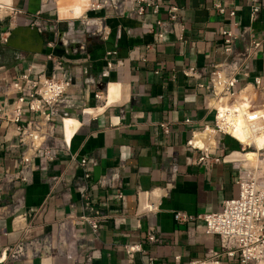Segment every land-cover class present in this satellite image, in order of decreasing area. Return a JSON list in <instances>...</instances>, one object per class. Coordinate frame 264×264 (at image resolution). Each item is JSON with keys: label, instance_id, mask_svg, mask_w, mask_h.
I'll list each match as a JSON object with an SVG mask.
<instances>
[{"label": "crops", "instance_id": "crops-1", "mask_svg": "<svg viewBox=\"0 0 264 264\" xmlns=\"http://www.w3.org/2000/svg\"><path fill=\"white\" fill-rule=\"evenodd\" d=\"M167 1L181 7L183 38L168 33L149 51L144 45L153 43L152 37L143 33L135 18L106 20L110 31L105 41L91 47V68L103 71L104 52L117 50L124 65L105 77L119 85L115 101L65 136L68 140L74 132L69 151L58 150L43 167H31L26 181L16 177L13 167V126L0 120V264H148L149 258L152 264H184L219 244L217 236L204 233L200 219L174 217L178 212L195 216L217 211L224 199L238 193L235 176L237 165L242 166L241 145L217 134L214 145H207H221L212 154L230 152L223 161L205 167L196 163L199 152L186 144L192 131L214 118L206 91L197 83L206 81L207 64L223 57L220 30L230 27V18L215 12L213 4L234 7L235 19L247 27L236 43L240 50L251 39H264V0H259L260 11L252 22L249 0ZM83 4L84 0H58L57 14L64 18L71 7L81 12ZM47 6L45 0H0V77H14L32 58L48 52L44 35L32 24L37 18L56 21ZM134 47L146 51L145 61L129 59ZM188 66L200 76H185L182 71ZM249 68L251 76L264 79V44ZM2 97L0 91V102ZM81 155L96 159L88 181L77 162ZM105 177H114V186L101 185ZM81 184H86L88 201L98 211L96 231L83 219L92 213L76 190ZM149 227L156 230L155 243L146 239ZM18 244L23 245L22 252L10 257V249ZM126 244L141 250L129 257Z\"/></svg>", "mask_w": 264, "mask_h": 264}, {"label": "built area", "instance_id": "built-area-1", "mask_svg": "<svg viewBox=\"0 0 264 264\" xmlns=\"http://www.w3.org/2000/svg\"><path fill=\"white\" fill-rule=\"evenodd\" d=\"M47 7L49 11L52 9L50 4ZM213 8L218 14L230 18V27L220 30L223 57L210 61L203 71L206 81L197 83L206 91V104L214 109V118L212 123H204L199 131H192L186 143L190 149L199 152L196 163L205 167L223 161L229 153L213 155L211 151L220 149L221 145L202 148L191 144L196 133L212 134L213 137L226 135L238 143L236 137L226 131L227 125L237 126V116L244 119L243 132L264 126L263 102L248 94L244 99L245 110H238L241 104L238 93L242 87L250 84L264 89V79L259 75L251 76L249 68V61L256 57L264 39H251L237 50L236 43L243 38L247 27H242L235 19L237 11L234 7H226L216 1ZM248 10L252 22L260 11L259 0H249ZM118 17L135 18L140 22L143 33L151 35L153 43L144 45L146 51L152 50L154 44L162 43L168 33H174L177 40L183 38L181 7L167 0H89L87 8L78 17L57 19L52 23L34 19L32 24L44 35L48 52L43 58H32L14 77H0L3 95L0 120L13 126L11 151L16 154L13 160L16 177L26 181L31 167H43L45 161L55 158L58 150L69 151L70 139L77 128L68 140L65 139L66 119L76 118L79 125L87 123L111 104L108 103V81L105 77L111 70L123 66L124 61L117 57L116 49L106 50L102 58L104 70L95 73L91 68L90 49L107 39L110 27L106 20ZM144 53L134 47L129 59L143 62L146 60ZM158 72L159 69L154 71ZM182 73L187 77L200 76L193 66L183 69ZM11 95L14 97L8 102ZM98 107L100 111L85 114L86 110ZM189 121L185 119V122ZM161 127L167 132L164 124ZM71 157L75 158V155L71 154ZM34 158L38 159L36 165L32 163ZM77 162L84 180L88 181L96 159L81 155ZM171 167L173 169L174 164ZM254 170L237 165L235 183L238 193L224 199L219 210L195 216L175 213L176 219L184 221L200 219L204 233L219 239L217 247L209 248L202 258L184 264H264V176ZM111 179L114 177H105L99 183L114 186ZM76 190L85 199L84 206L92 213L84 215L83 219L96 231L98 211L88 201L86 184L77 185ZM116 197L121 200L123 196L117 192ZM146 239L151 243L158 241L153 227H149ZM124 249L129 257L132 252L141 250L139 245L130 244H126ZM22 250V244L16 245L10 249V257H16ZM152 260L149 258L148 264H152Z\"/></svg>", "mask_w": 264, "mask_h": 264}, {"label": "bare ground", "instance_id": "bare-ground-1", "mask_svg": "<svg viewBox=\"0 0 264 264\" xmlns=\"http://www.w3.org/2000/svg\"><path fill=\"white\" fill-rule=\"evenodd\" d=\"M89 3V0H84V4L81 9L83 11L78 12L77 8L73 9V7L70 8V12L68 15L64 16V18H75L80 16L86 9L87 5ZM73 9V10H72ZM118 84L114 82L108 83V103H112L115 101L116 93L115 90L118 89ZM243 88V87H242ZM246 90H240L238 93H244L242 94V98L240 99V108L238 109L241 111V109H244L245 106V101L244 99L246 98ZM249 90V89H248ZM227 107V106H225ZM97 111H100L101 108L98 107L96 109ZM94 110V111H96ZM245 110V109H244ZM87 111V110H86ZM93 111V110H92ZM241 115V114H240ZM229 117V116H228ZM237 121V126L235 128H232L230 125H227L226 131L231 133L232 136L236 137L238 143L244 148V151L241 152L240 155V160L243 162V164H252L257 166L258 162L264 163V159L259 158V150L264 148V126L263 127H257L253 129L252 131L249 132H243V121L244 119L241 116L236 117ZM79 125V120L76 118H69L64 121V136L70 135L69 133L72 132L74 129H76ZM196 138L192 139L190 141L191 144L196 145L198 147H209L207 145L213 146L214 145V139L212 137V134H203L199 133ZM204 139V140H203ZM252 145L254 147L253 150L247 149L246 147Z\"/></svg>", "mask_w": 264, "mask_h": 264}, {"label": "rangeland", "instance_id": "rangeland-1", "mask_svg": "<svg viewBox=\"0 0 264 264\" xmlns=\"http://www.w3.org/2000/svg\"><path fill=\"white\" fill-rule=\"evenodd\" d=\"M48 2H47V5H49L50 4V7L52 8L50 11H48L49 13H50V15H51V17H54V19L55 20H57V19H59L60 17L58 16V14H57V10H56V8L58 7V0H47ZM87 8V7H86ZM53 15V16H52ZM60 19H68V18H60ZM242 89V88H241ZM249 89V90H248ZM242 94H244V93H241V94H239V99H241L242 97ZM248 94H250L254 99H256L258 102H260V103H264V89H262V88H256V87H252V86H249L248 88H247V90H246V95H248ZM212 137H213V135H212ZM231 142V141H230ZM234 143V142H233ZM232 143V144H233ZM235 144V146H238V144L236 145V143H234ZM247 149H250V150H253L254 149V147L252 146V145H250V146H248V147H246ZM237 149L239 150V148L237 147ZM241 149H243L242 148V146H241ZM239 150V151H243V150ZM262 149H264V148H262ZM262 149H260L259 150V158L260 159H264V155H262V153L261 152H263L264 153V150H262ZM230 151H226L225 153L226 154H228ZM240 152V153H241ZM230 156L232 157V155L230 154ZM263 157V158H262ZM241 162V161H240ZM242 163V166L243 167H248V168H250V169H254L255 168V172L258 174V175H263L264 176V163H262V162H258V165L257 166H255V165H252V164H243V162H241Z\"/></svg>", "mask_w": 264, "mask_h": 264}]
</instances>
